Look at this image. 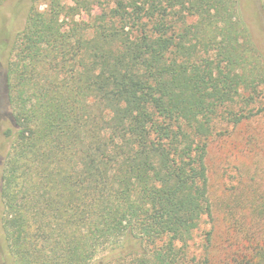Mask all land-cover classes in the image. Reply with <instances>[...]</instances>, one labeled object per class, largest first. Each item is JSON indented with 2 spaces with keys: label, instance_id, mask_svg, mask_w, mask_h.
I'll return each mask as SVG.
<instances>
[{
  "label": "trees",
  "instance_id": "obj_1",
  "mask_svg": "<svg viewBox=\"0 0 264 264\" xmlns=\"http://www.w3.org/2000/svg\"><path fill=\"white\" fill-rule=\"evenodd\" d=\"M8 57L0 264H211L214 230L190 253L211 141L264 116L237 0H31ZM244 178L218 204L225 264H264Z\"/></svg>",
  "mask_w": 264,
  "mask_h": 264
},
{
  "label": "rangeland",
  "instance_id": "obj_2",
  "mask_svg": "<svg viewBox=\"0 0 264 264\" xmlns=\"http://www.w3.org/2000/svg\"><path fill=\"white\" fill-rule=\"evenodd\" d=\"M30 2L31 0H0V187L1 166L10 147V140H7L3 133L12 122L7 105L5 78V65L9 60L8 45L23 29ZM262 6L263 0H237L239 19L246 26L253 45L264 55V8ZM226 129L231 130L229 126L220 124L216 128V133H222ZM243 149H245L244 152ZM207 165L210 169L208 174L213 216L204 218L198 230L194 232L190 242V253L201 254L207 245L206 234L214 230L213 245L209 248L211 264H225L229 255L224 249L223 242L226 228L221 221L223 212L218 204L227 198L225 190L232 191L235 188L232 185L236 184L240 173L246 177L244 179L264 189V116L240 126L233 133L216 136L209 147ZM2 213L3 207L0 200V217ZM3 244L4 238L0 227V246Z\"/></svg>",
  "mask_w": 264,
  "mask_h": 264
}]
</instances>
